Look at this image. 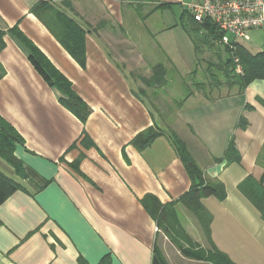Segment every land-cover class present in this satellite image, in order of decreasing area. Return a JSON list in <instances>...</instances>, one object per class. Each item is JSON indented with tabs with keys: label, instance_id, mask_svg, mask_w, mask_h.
<instances>
[{
	"label": "crops",
	"instance_id": "crops-1",
	"mask_svg": "<svg viewBox=\"0 0 264 264\" xmlns=\"http://www.w3.org/2000/svg\"><path fill=\"white\" fill-rule=\"evenodd\" d=\"M40 2L53 5L85 31V66L33 14ZM143 2L170 7L143 21L138 14L143 6L136 7ZM179 4L180 0H0V31L5 34L0 116L23 138L15 156L26 174L19 177L0 158V173L23 187L0 205V264H155L158 251L167 264H208L186 258L178 249L165 252V234L157 231L141 203L146 195L162 204L178 202L191 190V179L167 130L184 141L208 180H218L226 188L225 201L203 200L213 215L214 246L235 264H264V220L239 190L249 176L260 179L264 174V162H258L264 148V79L244 92L220 83L204 90L194 87L189 97L177 99L178 84L194 86L197 53L180 18L163 27L154 17ZM126 24L139 28L140 35L106 37L117 27L125 33ZM179 27L183 38L174 36ZM13 29L44 54L89 106L85 124L63 107L61 93L37 72ZM252 41L254 47L241 44L252 54L263 51L264 29L252 32ZM160 63L169 86L163 89L171 93H164L169 96L163 101L165 110L144 95L145 89L153 88L143 84V69L151 71ZM241 119L247 121L246 129L239 127ZM150 127L164 134L144 151L137 150L133 139ZM232 139L241 164L227 165L224 160ZM79 159L77 170L72 164ZM184 210L177 205L178 212ZM203 247L212 248L208 241Z\"/></svg>",
	"mask_w": 264,
	"mask_h": 264
},
{
	"label": "trees",
	"instance_id": "trees-1",
	"mask_svg": "<svg viewBox=\"0 0 264 264\" xmlns=\"http://www.w3.org/2000/svg\"><path fill=\"white\" fill-rule=\"evenodd\" d=\"M170 7L168 4L159 6L157 9ZM39 20H41L51 31L60 43L69 51L74 59L82 66H85V31L64 13L58 11L48 2L38 3L32 10ZM180 25L193 43L196 53L199 52V44H212L220 39L223 34L210 21L199 23L191 18L185 11L180 17ZM11 32L21 41L30 54V61L43 77V79L53 88H56L62 95L60 103L83 124L90 116L91 110L82 98L75 92L72 84L50 63L44 54L33 45L26 36L18 29ZM4 33L0 31V53L5 48L3 40ZM212 42V43H211ZM227 58L224 61L226 84L230 88L237 87L240 92H244L253 82L264 79V50L252 54L243 44H235L234 49L225 47ZM238 58L243 69L242 74L235 71L234 59ZM5 76V70L0 64V81ZM143 84L147 88H163L167 84V70L164 64H158L152 68V76L143 78ZM219 85V84H217ZM191 91L186 97L191 95ZM241 129L247 128V121L241 119L239 123ZM164 133L155 127H150L138 134L132 141V145L139 151H144L150 147L156 139ZM174 148L184 163L188 175L191 179V190L186 193L178 202L162 204L154 195H146L141 203L156 222L159 232L168 236L179 252L186 258L205 262L208 264H235L225 253L218 250L211 239L212 213L205 207L203 200L214 197L219 201H225L227 192L224 184L218 180H208L203 171L193 160L184 141L174 132L168 133ZM24 143L19 133L0 116V158L8 163L16 174L25 178L23 163L15 156L17 144ZM90 146V145H89ZM227 165L241 164L242 156L236 148L234 139L231 140L224 156ZM258 162H264L263 152L258 158ZM80 159L72 164L78 170ZM23 190V187L15 181L0 173V205L6 201L16 191ZM239 190L251 201V203L261 213L264 220V174L260 179L249 176L239 185ZM181 204L186 210L191 212L199 222L204 231L211 250H206L200 245L193 243L184 228L182 227L177 211V205ZM187 245V247L184 246ZM155 264H167L162 256L155 253Z\"/></svg>",
	"mask_w": 264,
	"mask_h": 264
},
{
	"label": "rangeland",
	"instance_id": "rangeland-1",
	"mask_svg": "<svg viewBox=\"0 0 264 264\" xmlns=\"http://www.w3.org/2000/svg\"><path fill=\"white\" fill-rule=\"evenodd\" d=\"M142 7V10L140 12L142 13H138L139 16H142V20L146 21L150 15L152 16L154 14L155 11L160 10L157 9L159 6H156L155 4H151L149 2H143V4H136V7ZM164 9V8H161ZM183 11H185V9L181 6V4L179 5H175L173 6V9L170 10H165V11H161L157 14L156 17H154V20H157L156 22L159 24L158 26H167L168 25H172V23L174 22L173 18H177V21H179V18L181 17ZM186 12V11H185ZM187 13V12H186ZM187 15H189L187 13ZM190 16V15H189ZM135 19V18H134ZM135 21V20H134ZM173 21V22H172ZM155 24V22H153ZM100 24V23H99ZM147 24V23H146ZM126 30L125 33H123V30H121L120 28H115L114 32L109 34V35H105L106 37L110 36L112 38H123V36H139L140 35V29H131L130 26H128V24H126ZM158 29V28H157ZM97 30V29H95ZM148 33H146V30L144 28L143 25V38H147ZM184 34L182 33L180 27L178 29V31H176L175 33V37L178 38H183ZM157 42V40H156ZM214 43L212 44H199L198 50L199 52L197 53V58H198V65H197V70H196V74L194 75V86H188V87H184L182 84H178V88H176L175 91H181V96H177V99H180V97H186L189 94V91L193 90L194 87H196L198 90H204L208 87V85H217L220 83H225L226 82V77L225 76V70H222V68L224 67V61H225V57L227 56L226 54V50L225 47L223 45L220 44V40H216L213 41ZM247 44H251V46L254 47V43L253 41L251 42H247ZM122 47H124L122 45ZM146 48V50H148V46L143 44V49ZM118 50V49H117ZM185 52L187 53V50L184 49ZM144 51V50H143ZM145 53V52H144ZM226 54V56H225ZM144 67V65H143ZM146 68L143 69V77L146 78H150L152 76V70L151 71H146ZM133 73H135V71H133ZM139 72L136 71L135 75L138 76ZM140 76V75H139ZM169 86L165 85L166 89ZM143 88H146L143 85ZM157 87V88H153V89H145L146 94L145 97H147V99H149L150 103H156V105H162L164 106V110H165V104H163V101L167 102L169 100V96L166 97V94L164 93H168V95H171V93H169L168 91L165 92L166 89ZM170 103V102H169ZM170 130H167V133H169ZM178 217L180 220V223L182 225V227L184 228V230L186 231V233L188 234V236L191 238V240L193 241V243L200 245L202 248L204 244H206V236L204 234L203 229L201 228V226L199 225L198 220L196 219V217L189 212L188 210H184L182 212H178ZM163 233V232H162ZM161 238L164 240L165 242V252L168 253V251H173L176 252L175 249H177V247L174 245V243H172L171 239L165 235V238H163V236L161 235ZM185 247H187V245L184 244ZM207 250V248H204ZM158 255L162 256V259L164 261H166V258L163 254H161L158 251ZM167 262V261H166Z\"/></svg>",
	"mask_w": 264,
	"mask_h": 264
},
{
	"label": "built area",
	"instance_id": "built-area-1",
	"mask_svg": "<svg viewBox=\"0 0 264 264\" xmlns=\"http://www.w3.org/2000/svg\"><path fill=\"white\" fill-rule=\"evenodd\" d=\"M180 4L195 21L212 22L223 34L220 44L230 49L264 29V0H180ZM234 63L236 73L242 74L239 59Z\"/></svg>",
	"mask_w": 264,
	"mask_h": 264
}]
</instances>
